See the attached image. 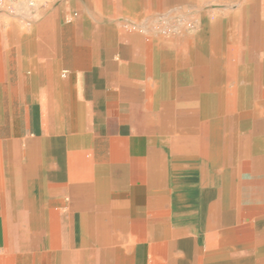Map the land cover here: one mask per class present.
Masks as SVG:
<instances>
[{
  "label": "crops",
  "instance_id": "obj_1",
  "mask_svg": "<svg viewBox=\"0 0 264 264\" xmlns=\"http://www.w3.org/2000/svg\"><path fill=\"white\" fill-rule=\"evenodd\" d=\"M194 3L0 0V264H264V117H216Z\"/></svg>",
  "mask_w": 264,
  "mask_h": 264
},
{
  "label": "rangeland",
  "instance_id": "obj_2",
  "mask_svg": "<svg viewBox=\"0 0 264 264\" xmlns=\"http://www.w3.org/2000/svg\"><path fill=\"white\" fill-rule=\"evenodd\" d=\"M193 5L188 9L192 11L190 14H181L178 19H165V30L172 32L179 28L180 32H194L198 38L199 34L209 32L211 22L222 41L221 60L215 61L209 56L212 65L211 104L222 113L216 117L223 122L227 119L228 123L242 125L245 133L254 125L261 135L257 126L264 112L257 108L264 104V82L261 81L264 0H195ZM201 14L207 20H200ZM168 23L171 29H168ZM247 35L251 38L244 43ZM207 38L210 37L207 35ZM216 96L219 98L215 99ZM259 145L264 150V140Z\"/></svg>",
  "mask_w": 264,
  "mask_h": 264
},
{
  "label": "bare ground",
  "instance_id": "obj_3",
  "mask_svg": "<svg viewBox=\"0 0 264 264\" xmlns=\"http://www.w3.org/2000/svg\"><path fill=\"white\" fill-rule=\"evenodd\" d=\"M18 8V7H17ZM207 35L210 38H207ZM204 36L206 37V41H204ZM247 38V37H246ZM246 38H244V40H246ZM197 42L199 43H208L213 49H218L219 47H222V41L220 39V33L215 30L212 25H210V29L209 32L207 34H202L199 35L197 38ZM262 79V80H261ZM261 81L264 82V66L262 67V76H261ZM196 108V107H195ZM258 111L260 112H264V104H261V106H259L257 108ZM264 131V130H263ZM178 154V153H177ZM189 178V177H188ZM153 182V181H152Z\"/></svg>",
  "mask_w": 264,
  "mask_h": 264
}]
</instances>
